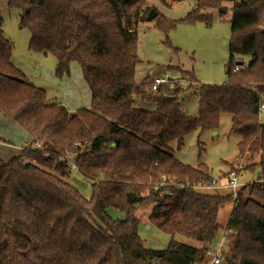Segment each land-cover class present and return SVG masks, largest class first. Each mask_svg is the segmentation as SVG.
I'll list each match as a JSON object with an SVG mask.
<instances>
[{
  "label": "trees",
  "instance_id": "16d2710c",
  "mask_svg": "<svg viewBox=\"0 0 264 264\" xmlns=\"http://www.w3.org/2000/svg\"><path fill=\"white\" fill-rule=\"evenodd\" d=\"M192 1L186 16L158 14L152 21L168 44L178 25L209 24L223 4H232L227 81L201 83L193 71L178 70L188 90L197 91L196 116L183 109L182 86L148 94L146 80L136 82L138 25L156 10L148 0L7 1L30 31L29 49L56 58L57 78L69 76L73 63L80 66L91 105L70 111L50 104L47 92L14 65L0 16V114L43 146L0 158V264H209L219 211L233 196L196 190L215 181L209 167L181 162L170 144L180 151L187 136L217 131L225 114L240 137L238 160L259 178L234 200L222 264H264V0ZM145 102L155 109H141ZM72 157L91 183L89 198L70 181ZM163 176L174 184L171 195L156 188ZM150 205L149 224L170 236L164 250L147 248L139 235L137 212ZM112 210L123 217L115 219Z\"/></svg>",
  "mask_w": 264,
  "mask_h": 264
},
{
  "label": "rangeland",
  "instance_id": "374dc122",
  "mask_svg": "<svg viewBox=\"0 0 264 264\" xmlns=\"http://www.w3.org/2000/svg\"><path fill=\"white\" fill-rule=\"evenodd\" d=\"M7 1L0 0V16L4 20V34L14 45L12 57L14 65L25 74L31 83L47 92L50 104H62L68 109L71 107L70 111L89 108L91 95L82 77L80 66L77 63L71 66V82L66 79L67 77L64 79L55 77L56 58L49 53L34 52L29 49L30 31L21 27L19 13L16 10L9 9ZM146 6H154L158 14L167 18L179 19L192 11L195 8V3L192 0L179 3H162L160 0H148ZM222 6L226 8V13L222 14L219 10L215 11L209 24L178 25L168 35V44L166 35L156 27L154 21L146 19L140 22L138 25L139 62L135 75L137 84L140 85L143 78V80H147L148 77L146 79L145 77L148 74L155 75L163 70H169L174 78L179 77V80L187 82L180 85L183 90H186L180 96V100L185 113L189 116H196L198 108L197 91L195 89L188 90L189 80L181 77L178 70L193 71L199 81L207 84L220 85L227 81L226 66L229 63L230 53L232 4L225 3ZM152 10L154 9H151L149 14ZM244 58L246 62H249V57ZM151 77L149 76V78ZM79 80L83 81L88 90L89 99L87 104L84 102L82 93H78L76 99L71 101L72 103L68 100V96L75 93V82ZM66 83H70V85ZM175 86L177 85H170L167 90L171 91ZM65 101H68L71 106L67 105ZM139 107L146 110L155 109L153 104L147 102L139 104ZM261 120L264 121V117ZM230 129L231 115L225 114L221 117L217 131L195 132L187 136L180 151L177 150V143L170 144V147L174 149L175 156L185 164L195 168L199 164H206L213 179L220 187L227 184V176L231 172L237 173L241 182H243L244 175H249L251 178L258 180V172L252 175L245 170L248 161L238 160L237 144L240 137L232 134ZM24 135V131L16 122L4 119L0 114V140L11 143L18 148L24 144ZM25 148L23 146L21 149ZM38 149H43L42 144L41 148ZM1 150H6V152L10 150L11 152V154H0L4 160L11 159L12 154L17 152L16 148L7 149L5 146H1L0 152ZM69 160L73 162L74 158L72 157ZM70 181L85 197L89 198L91 196V183L75 168L72 169ZM200 191L220 195L231 193L227 188H212ZM233 208L234 200H231L219 211L218 220L221 228L212 244L214 252L222 246ZM151 209L152 205L141 208L137 212L140 219L139 235L147 248L164 250L168 246L170 236L149 224L148 216ZM111 215L115 219L123 217L120 212L115 210L111 211ZM176 239L194 247L201 246L200 243L182 236H177Z\"/></svg>",
  "mask_w": 264,
  "mask_h": 264
},
{
  "label": "built area",
  "instance_id": "2783aa9c",
  "mask_svg": "<svg viewBox=\"0 0 264 264\" xmlns=\"http://www.w3.org/2000/svg\"><path fill=\"white\" fill-rule=\"evenodd\" d=\"M183 80V79H182ZM182 83L186 84L187 82L185 80L181 81L179 78H174L169 70H163L161 73L153 75L151 78L148 77V79L142 84V89L148 93V94H156L159 92L161 87H168L170 85H182ZM260 109L264 111V103L260 106ZM32 147V148H41L40 143H29L25 147ZM70 166L76 169L75 162L69 161ZM169 181L171 180L165 176H163L162 180L156 185V188H164L166 190V193L168 195H171L170 189H168L170 186H173L174 184H170ZM258 181V180H257ZM248 183H243L239 180V175H237L235 172H232L230 176L228 177V182L224 186H218L216 181H213L211 184H198L195 186V189L205 190V189H218V188H227L231 191L233 200L237 199V196L240 192V190ZM224 244V240L222 243V246L217 251H211L209 252V256L211 257V261L209 264H222V247Z\"/></svg>",
  "mask_w": 264,
  "mask_h": 264
},
{
  "label": "crops",
  "instance_id": "0c3cea01",
  "mask_svg": "<svg viewBox=\"0 0 264 264\" xmlns=\"http://www.w3.org/2000/svg\"><path fill=\"white\" fill-rule=\"evenodd\" d=\"M73 64H75V63H73ZM72 64V65H73ZM71 65V66H72ZM78 65V64H77ZM81 69V68H80ZM81 73H82V70H81ZM55 74V73H54ZM156 75V74H155ZM149 76H153V75H151V74H148L146 77H145V79L147 78V77H149ZM55 77H56V75H55ZM67 78V80L69 81V82H71V79H70V77H71V71H70V75L69 76H66ZM82 77H83V74H82ZM65 78V77H64ZM64 78H62V79H64ZM83 79H84V77H83ZM144 79V78H143ZM143 79H142V81H143ZM199 80V79H198ZM67 81V82H68ZM85 81V80H84ZM201 82V81H200ZM201 83H203V82H201ZM66 84H69L70 85V83H66ZM85 84L87 85V88L89 89V91H90V88H89V86H88V84H87V82L85 81ZM85 84L83 83V81L82 80H79V81H76L75 82V89H76V91H75V93H73V94H71V95H69L68 96V100H69V102L70 103H72L71 101H73V100H75L76 99V96L78 95V93H82L83 94V99H84V102H85V104H87V102H88V99H89V97H88V90L86 89V86H85ZM70 90H71V88H70ZM70 92V91H69ZM90 95H91V92H90ZM66 102V104L67 105H69V106H71L70 105V103L68 102V101H65ZM90 105H91V101H90ZM90 105L88 106V107H90ZM85 106V105H84ZM87 106V105H86ZM69 109H72L71 107L69 108ZM3 118V117H2ZM22 130H23V128H22ZM24 131V130H23ZM24 133H25V135H24V144L22 145V146H20V147H18L17 148V146H14V145H12L11 143H6L5 141H2V140H0V147L1 146H5V148H7V149H13V148H16L17 149V152L15 153H13L12 154V157H11V159L13 158V157H15V156H17V155H19V153L22 151V147L23 146H26L27 144H29V143H32V140L30 139V137L28 136V134L24 131ZM7 154V153H10L11 154V152H10V150L9 151H7L6 152V150H1V152H0V154ZM0 158L2 159V160H4L1 156H0ZM10 160V158L8 159V160H4V161H9ZM255 181V179H253V178H251L249 175L248 176H246V175H244V177H243V183H252V182H254ZM231 216V215H230Z\"/></svg>",
  "mask_w": 264,
  "mask_h": 264
},
{
  "label": "water",
  "instance_id": "95a60500",
  "mask_svg": "<svg viewBox=\"0 0 264 264\" xmlns=\"http://www.w3.org/2000/svg\"><path fill=\"white\" fill-rule=\"evenodd\" d=\"M219 12H220V13H221V12L226 13V8H225V7H222L221 9H219ZM157 16H158L157 11L152 10V11L150 12V14L148 15V18H147V19H148L149 21H151V20H154ZM262 30H263V32H264V26H263Z\"/></svg>",
  "mask_w": 264,
  "mask_h": 264
},
{
  "label": "bare ground",
  "instance_id": "6f19581e",
  "mask_svg": "<svg viewBox=\"0 0 264 264\" xmlns=\"http://www.w3.org/2000/svg\"><path fill=\"white\" fill-rule=\"evenodd\" d=\"M257 181V180H256ZM218 184V183H217Z\"/></svg>",
  "mask_w": 264,
  "mask_h": 264
}]
</instances>
